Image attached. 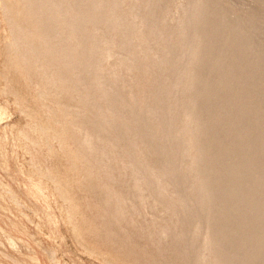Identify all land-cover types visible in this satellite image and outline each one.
<instances>
[{"label":"rangeland","instance_id":"374dc122","mask_svg":"<svg viewBox=\"0 0 264 264\" xmlns=\"http://www.w3.org/2000/svg\"><path fill=\"white\" fill-rule=\"evenodd\" d=\"M252 1L0 0V264H264Z\"/></svg>","mask_w":264,"mask_h":264},{"label":"bare ground","instance_id":"6f19581e","mask_svg":"<svg viewBox=\"0 0 264 264\" xmlns=\"http://www.w3.org/2000/svg\"><path fill=\"white\" fill-rule=\"evenodd\" d=\"M251 2H253L252 0H251ZM233 17V16H232ZM234 18V17H233ZM264 24V23H263ZM261 27H263V26H261ZM251 32V31H250ZM4 77H7V76H4ZM14 101V100H13ZM14 103H16L19 107H20V103H19V101L18 100H16L15 99V102ZM15 107V106H14ZM15 108H17V107H15ZM18 136L20 137V139L21 140H23L24 142H25V145L27 144V139H28V137H27V135H26V133H24L23 132V130H22V128H21V130H19V134H18ZM247 144V143H246ZM28 152V151H27ZM250 153V152H249ZM251 155V154H250ZM248 158V157H247ZM253 158V157H252ZM250 159V158H249ZM29 165H30V163H29ZM31 166L32 167H34V169L36 170V171H38L39 173H40V170H39V167L38 166H36L32 161H31ZM258 166V165H257ZM31 167V168H32ZM246 167V166H245ZM249 168V167H248ZM249 171V170H248ZM253 171V170H252ZM261 171H262V168H261ZM35 172V171H34ZM233 173H238V171L236 170V171H234ZM239 174V173H238ZM234 176V175H233ZM241 178V177H240ZM2 181V180H1ZM239 181V180H238ZM259 181V180H258ZM234 183V182H233ZM233 191V201H234V203L233 204H235V205H237V203L239 202L240 203V200H242L244 197H247L246 196V193H248V191H246V189L241 185V184H239V183H237V185H236V187H235V189L234 190H232ZM12 193V192H11ZM12 196V195H11ZM13 197H14V195H13ZM12 197V198H13ZM228 198V197H227ZM15 199V197L13 198V200ZM12 200V199H11ZM244 200V199H243ZM230 201V200H229ZM14 202H16V200H14ZM262 202V201H261ZM13 203V202H12ZM19 204V203H18ZM17 204V205H18ZM242 204H243V201H242ZM246 204V203H245ZM230 205V204H229ZM16 206V205H15ZM220 207V206H219ZM227 207V206H226ZM24 210V209H23ZM227 210V209H226ZM221 211V210H220ZM236 211V212H235ZM27 212V211H26ZM238 213H240V210L237 208V206H236V209H234V212H233V214L234 215H238ZM231 214V213H230ZM216 215V214H215ZM232 217V216H231ZM222 219V218H221ZM232 219V218H231ZM236 219V218H235ZM241 219V218H240ZM254 220V219H253ZM254 222V221H253ZM261 222V221H260ZM226 223V222H225ZM217 225V224H216ZM222 225V224H221ZM256 225V224H255ZM241 229V228H240ZM233 232V231H232ZM241 232V231H240ZM235 235V234H234ZM240 235V234H239ZM250 236V235H249ZM227 238V237H226ZM233 238V237H232ZM262 239V238H261ZM231 240V239H230ZM258 240V239H257ZM257 242V241H256ZM234 246H235V244H238V243H241L240 241H236V240H233L232 242H231ZM229 247V246H228ZM225 248V247H224ZM230 250V249H229ZM51 253V252H50ZM242 263V262H241Z\"/></svg>","mask_w":264,"mask_h":264}]
</instances>
